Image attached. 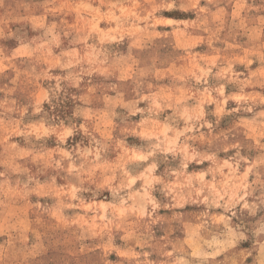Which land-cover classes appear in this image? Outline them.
I'll return each mask as SVG.
<instances>
[{"label":"rangeland","instance_id":"1","mask_svg":"<svg viewBox=\"0 0 264 264\" xmlns=\"http://www.w3.org/2000/svg\"><path fill=\"white\" fill-rule=\"evenodd\" d=\"M228 229L210 264H264V0H0V264H195Z\"/></svg>","mask_w":264,"mask_h":264},{"label":"clouds","instance_id":"2","mask_svg":"<svg viewBox=\"0 0 264 264\" xmlns=\"http://www.w3.org/2000/svg\"><path fill=\"white\" fill-rule=\"evenodd\" d=\"M168 7H171V5H168ZM151 16H152V12H148V15L146 17H144V19L147 21V20H149L151 18ZM62 128H63V126L61 125L58 128H56L54 131H56L58 134H63L62 133ZM72 131H75V128H73ZM67 134L70 135L71 132H68ZM204 158L205 159H210V157H207V156L204 157ZM197 162H199V161H197ZM178 175L182 176L183 173L181 172ZM201 179H202V177H201ZM176 187L178 189H183V188L191 189V180L189 178H185V181L181 182L178 179ZM192 191H198V190H192ZM189 195H190V193H189ZM160 206L169 207V205H167V204L157 205L156 207H160ZM262 231H264V229H262ZM224 236H225V238H224L221 246L216 251L208 252V251L201 250L199 248L195 249L192 252V254H191L193 257L198 258L196 260L195 264H210V260H209L210 257L214 258L216 255H218V253L220 251H224L227 248H231V247L234 246V244L237 241L245 239V237L243 235L238 234V233H233L231 229H228L226 231V233H224ZM260 248H261L262 253H264V243H262L260 245ZM11 252H12V249H8V250H6V252H0V258H2L6 254H11ZM182 264H189V261H183ZM232 264H238V261L237 260H233Z\"/></svg>","mask_w":264,"mask_h":264}]
</instances>
